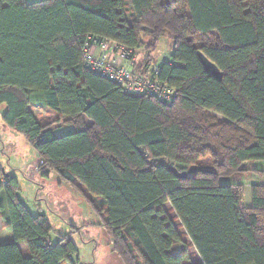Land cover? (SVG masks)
I'll use <instances>...</instances> for the list:
<instances>
[{"label":"trees","instance_id":"1","mask_svg":"<svg viewBox=\"0 0 264 264\" xmlns=\"http://www.w3.org/2000/svg\"><path fill=\"white\" fill-rule=\"evenodd\" d=\"M130 1L128 18L123 0H0L2 122L37 152L38 170L83 190L122 264H264V183L246 205L242 184L221 182L264 176L248 166L264 162V0ZM165 33L173 48L158 79L176 90L172 102L130 95L82 65L92 36L145 48L149 66ZM33 103L56 118L40 122ZM191 166L184 177L170 170ZM18 191L0 167V264L76 258L69 235Z\"/></svg>","mask_w":264,"mask_h":264},{"label":"rangeland","instance_id":"2","mask_svg":"<svg viewBox=\"0 0 264 264\" xmlns=\"http://www.w3.org/2000/svg\"><path fill=\"white\" fill-rule=\"evenodd\" d=\"M34 2L39 0H26ZM124 10L128 18L133 16L130 0H123ZM144 42L149 40L146 35H141ZM173 39L169 33H165L158 42V46L152 52L153 62L150 68L160 65L162 62L171 61ZM145 48L135 51L136 69L145 65ZM148 67V66H147ZM149 68V69H150ZM135 69V70H136ZM5 105H0V167L6 173L15 175L19 185L18 198L26 205L33 214H43L50 222L56 234L69 235L77 248L76 258L66 264H122L120 259L112 252L111 240L107 237L99 224L98 217L92 211L88 198L83 190L77 186L66 183L59 179L53 171L42 172L38 170L40 163L37 152L25 141L23 136L7 127L1 120L5 112ZM31 110L36 118L42 123L53 121L56 116L48 109L39 108L35 103ZM65 127L61 128V131ZM207 164L209 161L200 160V163ZM257 162V161H255ZM255 162L250 167L254 168ZM254 176L255 179L254 180ZM262 180L260 174L254 175L251 171L237 172L231 176L221 178L222 183H247L252 184ZM251 194L248 189L244 195L245 204H249ZM174 224H179L175 221ZM179 232H184L179 229ZM56 234H51L52 241H56ZM183 240L190 242L188 237ZM24 250V245H21ZM193 254L192 260L200 261L194 248L189 250Z\"/></svg>","mask_w":264,"mask_h":264},{"label":"built area","instance_id":"3","mask_svg":"<svg viewBox=\"0 0 264 264\" xmlns=\"http://www.w3.org/2000/svg\"><path fill=\"white\" fill-rule=\"evenodd\" d=\"M134 60L131 49L103 38L89 36L82 48L81 62L85 69L115 82L130 95L172 102L176 90L158 79V66L137 74L132 69Z\"/></svg>","mask_w":264,"mask_h":264},{"label":"crops","instance_id":"4","mask_svg":"<svg viewBox=\"0 0 264 264\" xmlns=\"http://www.w3.org/2000/svg\"><path fill=\"white\" fill-rule=\"evenodd\" d=\"M171 54H172V52H171ZM135 60H136V58H135ZM135 60H134V62H133V64H132V69H133V71L135 72V73H139V74H143L144 72H146L147 70H149V68H150V66H144L143 65V63H142V65L139 67V69H136V63H135ZM157 66H159V65H157ZM136 69V70H135ZM250 164L251 163H248V166H250ZM254 165H255V167H254V169H258V170H264V162H255L254 163ZM254 175H256V174H260V175H262V177H263V179L262 180H259L258 182L256 181V183H254V184H258V183H264V176H263V174L262 173H260V172H257V171H251ZM254 180H256L255 179V176H254ZM238 184H242L243 186H244V189H245V193H246V189H248L249 191H250V187L252 186V185H254V184H252L250 181L247 183L246 181H244L243 183H238ZM245 193H244V195H245ZM250 201H251V199L249 200V204H250ZM245 202V201H244ZM248 204V205H249ZM164 208H165V210L166 211H168V215H169V217L170 218H173L174 216H175V213L174 212H170L169 211V208H170V204L169 203H166V204H164ZM175 222V221H174ZM178 222V221H177ZM0 225H1V219H0ZM194 262H197V261H195V260H193Z\"/></svg>","mask_w":264,"mask_h":264},{"label":"water","instance_id":"5","mask_svg":"<svg viewBox=\"0 0 264 264\" xmlns=\"http://www.w3.org/2000/svg\"><path fill=\"white\" fill-rule=\"evenodd\" d=\"M198 57L204 70L210 73L213 77L220 79V74L217 71L216 66L210 60H208L201 52L198 53ZM196 169V166H191L186 171H179L174 167H170V170L178 177H184L187 174H192L196 171Z\"/></svg>","mask_w":264,"mask_h":264}]
</instances>
